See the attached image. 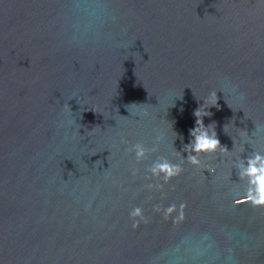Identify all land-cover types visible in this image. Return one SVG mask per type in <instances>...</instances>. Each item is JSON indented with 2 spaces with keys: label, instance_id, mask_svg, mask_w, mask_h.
Masks as SVG:
<instances>
[{
  "label": "water",
  "instance_id": "95a60500",
  "mask_svg": "<svg viewBox=\"0 0 264 264\" xmlns=\"http://www.w3.org/2000/svg\"><path fill=\"white\" fill-rule=\"evenodd\" d=\"M254 153L264 0H0V264H264Z\"/></svg>",
  "mask_w": 264,
  "mask_h": 264
},
{
  "label": "clouds",
  "instance_id": "9594fccd",
  "mask_svg": "<svg viewBox=\"0 0 264 264\" xmlns=\"http://www.w3.org/2000/svg\"><path fill=\"white\" fill-rule=\"evenodd\" d=\"M211 95L215 98L217 104V93L213 92ZM198 113L199 109L194 113L196 118ZM211 126L212 125L205 127L203 119H196V127L190 133L192 140L186 147L190 149L192 153L196 154L187 155V159L190 163L194 165L198 164L199 161L197 156L199 154L214 153L218 147H221L220 141L218 140L214 129H212L211 133L209 132ZM133 150L137 161L145 158L147 149L143 144L137 143L134 145ZM235 166L240 170L241 177H247L249 184L251 185V189L248 193V199L253 203V205L264 206V156L254 153L247 158L246 164L243 160H241L238 161ZM148 171H150L154 176L163 175L165 181H167L178 175L181 168L177 165H173L168 160L161 158L155 162ZM169 211H171V209H169ZM131 215L133 217L139 216L140 209L137 208L133 210ZM136 226V224L133 225V227Z\"/></svg>",
  "mask_w": 264,
  "mask_h": 264
}]
</instances>
